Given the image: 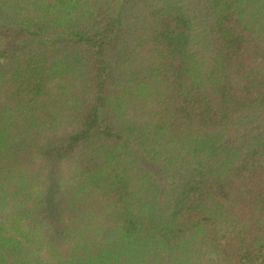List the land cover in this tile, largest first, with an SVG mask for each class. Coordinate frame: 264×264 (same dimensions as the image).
Segmentation results:
<instances>
[{
	"label": "trees",
	"instance_id": "trees-1",
	"mask_svg": "<svg viewBox=\"0 0 264 264\" xmlns=\"http://www.w3.org/2000/svg\"><path fill=\"white\" fill-rule=\"evenodd\" d=\"M0 264H264V0H0Z\"/></svg>",
	"mask_w": 264,
	"mask_h": 264
}]
</instances>
